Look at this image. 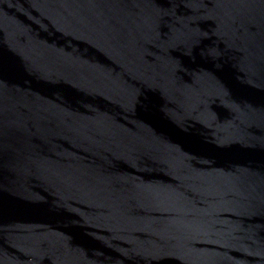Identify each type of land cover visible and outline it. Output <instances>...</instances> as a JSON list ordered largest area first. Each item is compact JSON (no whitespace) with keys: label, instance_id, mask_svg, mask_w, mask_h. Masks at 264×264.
<instances>
[{"label":"water","instance_id":"1","mask_svg":"<svg viewBox=\"0 0 264 264\" xmlns=\"http://www.w3.org/2000/svg\"><path fill=\"white\" fill-rule=\"evenodd\" d=\"M0 264H264V0H0Z\"/></svg>","mask_w":264,"mask_h":264}]
</instances>
